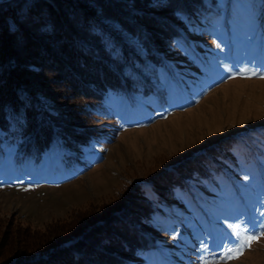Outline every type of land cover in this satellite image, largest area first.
<instances>
[{
  "label": "rangeland",
  "instance_id": "obj_1",
  "mask_svg": "<svg viewBox=\"0 0 264 264\" xmlns=\"http://www.w3.org/2000/svg\"><path fill=\"white\" fill-rule=\"evenodd\" d=\"M71 2L134 89L87 104L93 137L67 158L0 135V235L17 224L102 222L136 197L152 207L153 248L125 264H264V0H203L194 15L171 18L173 39L149 55L91 5ZM188 166L182 187H168ZM245 234L258 239L238 258L218 259Z\"/></svg>",
  "mask_w": 264,
  "mask_h": 264
},
{
  "label": "trees",
  "instance_id": "obj_2",
  "mask_svg": "<svg viewBox=\"0 0 264 264\" xmlns=\"http://www.w3.org/2000/svg\"><path fill=\"white\" fill-rule=\"evenodd\" d=\"M78 1L91 5L100 19L136 37L147 55L150 49L158 53L154 48L161 39H173L172 17L194 15L203 4V0ZM124 77L121 59L107 47L93 20L74 9L71 0L0 3L3 142L16 145L27 139V150L46 155L54 148L60 156L69 157L67 152L80 151L93 137L87 104L107 94L133 90L132 82ZM40 100L49 103L43 106ZM7 107L12 116L7 115ZM190 167L182 168L183 176L174 174L166 181L168 187H182L191 175ZM132 198L129 206H115L116 213L106 214L104 221L79 223L74 229L63 223L48 224L43 230L10 226L0 235V264L128 263L153 248L145 236L152 207ZM65 236H71L68 244L61 241Z\"/></svg>",
  "mask_w": 264,
  "mask_h": 264
},
{
  "label": "snow or ice",
  "instance_id": "obj_3",
  "mask_svg": "<svg viewBox=\"0 0 264 264\" xmlns=\"http://www.w3.org/2000/svg\"><path fill=\"white\" fill-rule=\"evenodd\" d=\"M253 75L255 73H252ZM264 78V77H262ZM260 235H264V232H261ZM258 239L257 235H248L245 234L243 237H237L233 246L224 247V251L218 256L219 260H230L238 258L245 247H250L251 243ZM223 246V245H222ZM202 264H216V260L209 261L207 259L203 260Z\"/></svg>",
  "mask_w": 264,
  "mask_h": 264
},
{
  "label": "water",
  "instance_id": "obj_4",
  "mask_svg": "<svg viewBox=\"0 0 264 264\" xmlns=\"http://www.w3.org/2000/svg\"><path fill=\"white\" fill-rule=\"evenodd\" d=\"M4 1H7V0H0V3H1V2H4Z\"/></svg>",
  "mask_w": 264,
  "mask_h": 264
}]
</instances>
